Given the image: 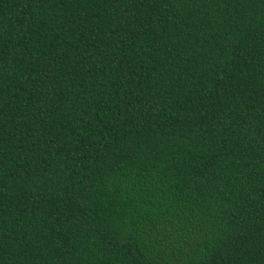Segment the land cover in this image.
I'll list each match as a JSON object with an SVG mask.
<instances>
[{
    "label": "trees",
    "instance_id": "1",
    "mask_svg": "<svg viewBox=\"0 0 264 264\" xmlns=\"http://www.w3.org/2000/svg\"><path fill=\"white\" fill-rule=\"evenodd\" d=\"M0 264H264V0H0Z\"/></svg>",
    "mask_w": 264,
    "mask_h": 264
}]
</instances>
